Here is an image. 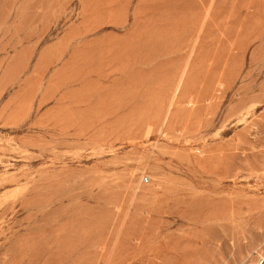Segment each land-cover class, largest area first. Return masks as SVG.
I'll return each mask as SVG.
<instances>
[{"label": "rangeland", "instance_id": "rangeland-1", "mask_svg": "<svg viewBox=\"0 0 264 264\" xmlns=\"http://www.w3.org/2000/svg\"><path fill=\"white\" fill-rule=\"evenodd\" d=\"M162 263L264 264V0H0V264Z\"/></svg>", "mask_w": 264, "mask_h": 264}, {"label": "bare ground", "instance_id": "bare-ground-1", "mask_svg": "<svg viewBox=\"0 0 264 264\" xmlns=\"http://www.w3.org/2000/svg\"><path fill=\"white\" fill-rule=\"evenodd\" d=\"M34 2V1H33ZM25 8V7H24ZM35 8V7H34ZM16 13V12H15ZM49 19V18H48ZM55 19V18H54ZM98 20V19H97ZM45 21V20H44ZM47 22V21H46ZM13 40V39H12ZM20 43V42H19ZM56 51V50H55ZM85 52V51H84ZM56 54V53H55ZM79 55V54H78ZM89 57V56H88ZM105 60V59H104ZM79 62V61H78ZM87 63V62H86ZM185 157V156H184ZM186 176H188V175H186ZM184 178V177H183ZM193 178H195V177H193ZM196 179V178H195ZM181 180V179H180ZM193 180V179H192ZM200 181V180H199ZM202 181V180H201ZM209 181V180H208ZM179 182V181H178ZM181 182V184H182V181H180ZM192 182V181H191ZM203 182V181H202ZM174 184V183H173ZM176 184V183H175ZM179 184V183H178ZM185 184H186V182H185ZM193 184V183H192ZM200 184V183H199ZM187 185H189V183L187 184ZM197 185V184H196ZM192 186V185H191ZM180 187V186H179ZM187 186H185V188H186ZM189 187V186H188ZM187 187V188H188ZM166 188V187H165ZM183 188H184V186H183ZM192 188V187H191ZM196 188V187H195ZM168 190V189H167ZM170 190V189H169ZM182 190H184V189H182ZM153 191V190H152ZM150 192V191H149ZM169 192H172V193H170V194H172L171 196H177L178 194H179V192L180 191H178V187H177V189H174L173 191H168V193ZM190 192V191H189ZM153 193V192H152ZM156 193V192H155ZM195 193V192H194ZM201 193V192H200ZM192 195V194H191ZM199 197V196H198ZM201 197V196H200ZM209 197V196H208ZM159 198V197H158ZM167 198V197H166ZM171 198V197H170ZM170 198H169V200H170ZM194 198H196V197H194ZM161 199H163V198H161ZM160 199V200H161ZM196 199H198V198H196ZM200 199V198H199ZM206 199V198H205ZM168 200V199H167ZM171 200L173 201V199L171 198ZM208 200V199H207ZM165 201V200H164ZM172 201H170V202H172ZM192 201V200H191ZM221 201V200H220ZM168 202V201H167ZM177 202H180V200L179 201H177ZM207 202V201H206ZM184 203H186V201L184 202ZM183 202H182V204H184ZM213 203V202H212ZM171 204V203H170ZM212 205V204H211ZM152 206V205H151ZM159 206V205H158ZM181 206V205H180ZM176 207V206H175ZM174 207V208H175ZM184 207L186 208L187 207V205L185 206V204H184ZM190 207V206H189ZM178 208V207H177ZM214 208V207H213ZM180 209V208H179ZM184 210V209H183ZM193 210V209H192ZM207 210H209V209H207ZM197 211V210H196ZM210 211V210H209ZM191 212V211H190ZM204 212V211H203ZM203 212H201L202 214H203ZM205 212H206V210H205ZM204 212V213H205ZM183 213V212H182ZM207 213H208V211H207ZM174 214V213H173ZM180 214V213H179ZM187 214V213H186ZM182 215V214H181ZM180 215V216H181ZM197 215V214H196ZM212 215H213V213H212ZM202 216V215H201ZM211 216V215H210ZM177 217V216H176ZM205 217V216H204ZM207 217V216H206ZM201 218V217H200ZM202 220V219H201ZM195 221H196V219H195ZM199 222H201L200 220H199ZM198 224V223H197ZM149 225V224H148ZM160 225V224H159ZM133 230V229H132ZM148 230V229H147ZM134 231H135V229H134ZM144 231H146V230H144ZM156 231V230H155ZM202 231V230H201ZM153 233V232H152ZM157 233H159V232H157ZM196 234V233H195ZM157 236V234L155 235V237ZM128 237V236H127ZM153 237V236H152ZM202 238H203V236H201ZM201 237L199 236V238H200V241L202 240L201 239ZM157 239H159V238H157ZM185 240V239H184ZM192 240V239H191ZM154 242V241H153ZM153 242H152V244H153ZM181 242H182V240H181ZM188 242V241H187ZM179 243V242H178ZM185 243V242H184ZM145 244V243H144ZM156 244V243H155ZM182 244V243H181ZM141 246V245H140ZM152 246V245H151ZM150 246V247H151ZM176 246V245H175ZM174 246V247H175ZM180 246V245H179ZM168 247V246H167ZM171 247V246H170ZM178 247V246H177ZM183 247H184V245H183ZM152 248V247H151ZM150 248V249H151ZM157 247H155V249H156ZM159 248V247H158ZM161 248V247H160ZM155 249H154V252H155ZM167 249V248H166ZM166 249H164V250H166ZM196 249V248H195ZM159 250V249H158ZM168 250V249H167ZM197 250V249H196ZM195 250V251H196ZM180 251V250H179ZM195 251H193V252H195ZM186 252V251H185ZM161 253V252H160ZM144 254V253H143ZM158 254H159V252H158ZM179 254V253H178ZM193 254V253H192ZM142 256V255H141ZM140 256V257H141ZM144 256V255H143ZM183 256H185V255H183ZM158 257V256H157ZM151 258V257H150ZM156 258V257H155ZM161 258V257H160ZM166 259H167V257H165ZM175 258V257H174ZM141 259V258H140ZM139 259V260H140ZM170 260V259H169ZM131 261V260H130ZM146 262V261H145ZM168 262V261H167ZM171 262V261H170ZM143 263V262H142ZM147 263V262H146ZM153 263V262H152ZM162 264H164V263H162ZM175 264V263H174ZM179 264V263H178Z\"/></svg>", "mask_w": 264, "mask_h": 264}]
</instances>
